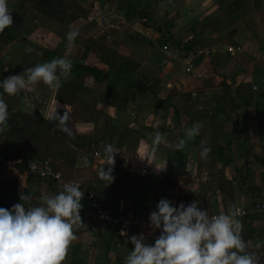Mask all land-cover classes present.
<instances>
[{
	"label": "crops",
	"instance_id": "obj_1",
	"mask_svg": "<svg viewBox=\"0 0 264 264\" xmlns=\"http://www.w3.org/2000/svg\"><path fill=\"white\" fill-rule=\"evenodd\" d=\"M75 1L84 8L93 3V0ZM127 1L105 0L102 10L95 4L93 13L99 9L97 15L83 25L86 28L95 21L99 33L91 34L84 27L78 33L83 38H100L102 28L110 27L117 33L121 29L124 35L119 39L106 38L107 46L99 57L94 52L87 53L86 63L103 72H114L123 59L131 58L139 65L136 79L147 90H110L105 82H95L92 78L83 81L84 90L79 99L88 106V111H80L77 122L71 115L69 126L78 133L94 134L96 138L103 139L92 150L98 151L102 158L97 160L92 157L96 162L83 167L80 155L71 174L77 173L82 180L102 181L98 177L97 165L106 162L104 146L114 135L117 137V144L113 145L117 152L116 162L122 161L136 173L149 167L158 171L156 177L167 175L175 178L179 197L194 194L199 207L207 210L209 215L264 200V0H256L257 8L249 0L247 13L233 23L218 9L220 0H165L166 13L157 9L149 21L138 18L126 20L124 14L115 21L116 17L112 14L113 19L108 23L114 27L98 22L100 17L107 20L114 7L119 6L123 13L122 7ZM157 1L151 0L150 7H156ZM18 2L13 10L19 15L29 17L37 13L24 0ZM140 7L144 5L141 3ZM166 21L175 40L192 41L198 49L213 48L210 56L199 55L193 61L190 73L183 69L182 51H177L167 41L164 45L169 46V54L165 55L163 45L156 44L160 36L157 28ZM196 22L205 24L199 37V28H195L196 33L193 31ZM21 27L25 28L22 33L38 47L61 58L74 60L82 53L78 43L68 47L66 39L40 26L33 27L32 32L27 24ZM142 39L152 45L143 43ZM136 42H139L138 46ZM225 46L240 47V51L232 55L220 48ZM27 48L17 46L16 52L7 56L10 62L8 69L16 71V75H22L25 69L35 66L27 64L32 57L35 61L38 59V64L47 62L39 52L35 53L36 50L26 52ZM73 80L74 75L71 74L64 81ZM56 91L40 83L23 90V102L35 108L38 99L43 103V106L40 107L39 103L37 106L40 113L48 117L55 108L62 107L55 101ZM168 98L173 107L166 105L162 109L156 106L157 101ZM197 122L202 124L199 135L183 151L177 150L175 144L184 137L185 129ZM156 130L165 137L159 145H153L152 136ZM121 134L126 137L122 143L117 136ZM204 147L211 149L206 158L201 156ZM153 149L155 155L150 156ZM62 169L69 172L67 168ZM2 173L8 172L5 170ZM28 179L33 182L29 183ZM17 181L19 192L28 188L31 190L28 192L29 206H38L44 195L59 193L51 189L46 181L38 183L23 176ZM13 202L5 199L3 208L11 210L16 204ZM81 203L82 225L74 229L76 240L70 245L64 264H124L126 255L134 249L131 237L143 234L145 243L154 245L161 234L160 229H153L144 220L147 213L155 211L153 196L149 201L143 195L121 200L115 215L120 219L117 225L98 220L87 204ZM125 212L127 215H122ZM254 215L252 220L246 221V227L252 231L246 243L248 251L257 256L259 264H264V214ZM243 229L245 233L244 225ZM258 243L260 247H257Z\"/></svg>",
	"mask_w": 264,
	"mask_h": 264
},
{
	"label": "trees",
	"instance_id": "obj_2",
	"mask_svg": "<svg viewBox=\"0 0 264 264\" xmlns=\"http://www.w3.org/2000/svg\"><path fill=\"white\" fill-rule=\"evenodd\" d=\"M104 1L105 0H93V3L88 8H84L75 0H26L27 4L44 19V25L41 24L40 26L64 39H66V34L70 30L75 31V28L82 26L83 22L93 18V16L95 17L104 4ZM150 1L151 0H128L127 4L122 7L125 19L132 20L138 18L140 20L146 19V21H149L152 20L153 13L159 8L162 12L166 13L165 0H158L156 7H150ZM141 3L144 5L143 8L140 7ZM95 4H97L99 8H97L98 11H96V15L93 13ZM252 4L254 8H257L256 0H252ZM249 6V0H220L218 2V9L232 23L245 15ZM11 11L13 25L5 29L4 33L0 34V36H2V41L0 40V52L4 46H8L10 51L14 50L17 46H25L32 49L39 48L41 57L46 61H50L53 58H61L51 51L38 47L36 44L32 43L26 35L21 33V31L16 28V20L20 18L25 21L27 18L23 15H19L18 12L14 10ZM104 25L113 26L109 23ZM204 25L205 24L202 22H196L193 25L194 33H196L195 28L198 27L200 30V32H197L199 33L197 35L198 37L201 35V29ZM169 26L170 24L166 21L161 25L162 29L161 27L157 28V32L160 33L156 41L158 46H162L167 41H170L177 51L180 50L183 52V58H185L188 53L198 50V48H195L196 43L192 41L182 42V40H175L169 33ZM102 32L103 35L100 38H83L78 35L75 43L80 45L82 53L78 55L76 59L72 60L73 68L71 74L74 75V80L72 82L62 80V86L57 88L55 94V101L61 104L62 107L55 108L48 117L43 116L37 106L35 108L29 107L23 102V91L15 96L3 95L8 106L9 118L8 128L0 133V174L7 170L5 166H7L8 162L12 161H20L21 165L24 167L29 162H43L48 160L52 163L55 170L64 167L72 172L75 171L73 168L78 162L80 155L83 157V161L86 158L90 162L89 166H92L96 162L92 158V150L93 147L98 146L100 140L103 139L96 138L94 134L78 133L74 128L69 126L71 115L76 118L75 120L77 122L79 112L88 111V106L79 99L80 93L84 90L82 86L83 81L87 78H92L95 82H105L106 87L110 90H147L137 81L136 74L139 65L131 58L123 59L122 63L114 72H103V70L98 67L86 63L85 57L87 53L94 52L97 57H99L107 46L105 41L106 38L111 35V30L103 29ZM111 42L113 43V41H110V43ZM142 42L152 45V43L146 39H142ZM7 54H10V52L7 51ZM1 56L2 55H0V83H2L5 78L14 75L13 72L6 68ZM162 59L163 56L160 54V60ZM224 86L223 84V88ZM0 94H3L2 88H0ZM107 94H110V91H107ZM181 95L184 96L185 94ZM166 105H171L173 107L170 98L164 101H157L156 104L157 107L162 109ZM66 107L69 110L65 109ZM65 112L69 116L67 127L70 129V134H65L56 130V121L53 120L56 113L63 116ZM175 113H177L176 109ZM117 136L120 143L126 139L122 134ZM51 137H55L61 146V150L56 152L57 160L53 161L47 157V152L50 151L47 139ZM110 137L109 144L116 145L117 137L114 135ZM228 147L229 143L227 142L226 148ZM121 162L122 161L119 160L114 163L112 175L115 179L114 182L108 186H106L105 181L102 182L95 179L82 180L83 186L89 192L93 193L101 205L112 215H117L119 202L132 195L137 198L143 195L148 201L153 196L155 211H157L160 200H168L170 195L176 191L177 182L175 178L167 175L156 177L151 174L136 173V170L126 167ZM105 165L106 162L98 164L97 172ZM105 171H107V166H105ZM73 174L74 173L71 174V172H68L66 177L72 178ZM33 180L38 183L46 181L48 186H50L52 182L49 178L45 177H33ZM28 182L31 183L33 181L32 179H28ZM17 186V175L11 179L10 183H2L0 187V208H3V201L5 199L13 198L20 203L21 194L27 195L28 192L31 191L28 188L25 192H19ZM179 198L184 201L186 206L196 201L194 194H186ZM259 202H264V200ZM26 205L28 207L29 203ZM122 215L126 216L127 213H122ZM254 216V213H251L241 218L242 224L245 227V233L244 229H242L244 233L242 238L245 242L251 237L252 233V231L246 227V221L252 220Z\"/></svg>",
	"mask_w": 264,
	"mask_h": 264
},
{
	"label": "clouds",
	"instance_id": "obj_3",
	"mask_svg": "<svg viewBox=\"0 0 264 264\" xmlns=\"http://www.w3.org/2000/svg\"><path fill=\"white\" fill-rule=\"evenodd\" d=\"M12 11L8 0H0V34L12 27ZM78 31L66 34L68 47H74ZM26 52H32L27 48ZM73 61L67 58H53L50 61L25 69L22 75H13L0 83V133L8 128V106L3 95L15 96L31 86L43 83L52 90L62 86L72 73ZM68 114L56 113V130L70 134L67 127ZM202 124L197 122L185 129L184 137L175 144L183 151L190 141L199 135ZM153 145L165 141L156 130L152 136ZM211 149L204 147L202 158ZM113 145L104 146L105 166L98 170V177L106 186L114 182L112 175L115 163ZM155 155V150L149 154ZM85 158L83 167L89 166ZM84 192L76 182H68L55 195H44L38 206L30 203V195L21 194L20 203L11 210L0 208V264H64L68 249L76 240L75 228L82 225L80 211ZM239 213L232 208L209 216L207 210L194 201L187 206L181 203L174 207L170 201L161 199L157 211L150 214L153 229L161 234L154 245L145 243L144 235L133 236L130 242L134 249L125 258L124 264H259L257 256L248 251L242 238L243 225ZM260 247V244H257Z\"/></svg>",
	"mask_w": 264,
	"mask_h": 264
},
{
	"label": "built area",
	"instance_id": "obj_4",
	"mask_svg": "<svg viewBox=\"0 0 264 264\" xmlns=\"http://www.w3.org/2000/svg\"><path fill=\"white\" fill-rule=\"evenodd\" d=\"M106 21L105 17H100L98 19V22L103 24ZM221 49H223L224 51L231 53L232 55L238 51H240V47H233V46H225V47H220ZM162 52L165 55L169 54V46L168 45H163L162 46ZM213 53V48L207 47V48H203V49H198L194 52H190L188 53L185 58L183 59L184 61V71L186 73H190L193 70V61L199 56V55H204V56H210ZM264 67V66H263ZM253 89L255 90L256 87H253ZM92 157L95 159H101V154L94 150L92 152ZM115 163H116V159H115ZM7 165L10 166V168H12L14 171H16V174L18 175V178H20L21 176L26 177V178H33V177H45V178H49L52 182L51 185L49 186L51 189H56L58 191L62 190V186L65 183L68 182H76L79 183L81 186V191L84 192V196L82 201L85 202L89 208L90 211H92V213L95 215V217L102 221L105 222L107 224H111V225H117L120 223V219L114 215H112L107 209H105L101 203L99 202V200L97 199V197L89 192L82 184V179L78 178V177H72V178H68L66 177L65 172L62 169L59 170H55L54 166L52 165V163L50 161H43V162H29L26 166L22 167L21 169H16L14 168L13 163H7ZM139 173L141 174H151V175H157L158 171L155 168H144L143 170L139 171ZM168 201L171 202V204L174 207H178L181 203L185 204L183 200H181L179 198V194L177 193V191L173 192ZM233 210L237 211L239 213L238 218H244L245 216L254 213V214H262L264 213V202H259L256 201L254 203H252L250 206H245V207H234L232 208ZM224 210H220L217 211L209 216H213V215H217L220 212H222ZM154 212L151 211L149 213L146 214V216L144 217V220H146L150 225V220H149V216L150 214ZM226 212V211H224Z\"/></svg>",
	"mask_w": 264,
	"mask_h": 264
},
{
	"label": "rangeland",
	"instance_id": "obj_5",
	"mask_svg": "<svg viewBox=\"0 0 264 264\" xmlns=\"http://www.w3.org/2000/svg\"><path fill=\"white\" fill-rule=\"evenodd\" d=\"M25 2H26V0H24ZM19 2H18V0H8V5H9V8L11 9V10H13V7H15L17 4H18ZM27 3V2H26ZM160 9V8H159ZM158 9V10H159ZM161 10V9H160ZM159 10V11H160ZM27 12H31L32 13V11H28V10H26ZM110 12V11H109ZM112 14L113 15H115V17L116 18H114L115 19V21H116V19H118L120 16L122 17L123 16V13H121V9L119 8V6L118 7H114V10L112 11V12H110V15H109V18H107V20L104 22V23H108L109 22V20H112L113 18H112ZM25 15V14H24ZM25 17H27V20H25V21H23L22 19H19V20H16L17 21V23H16V28L19 30V31H21V33L25 30V28H23L22 29V24H27L28 25V27H30L29 28V30L32 32L33 31V27H36V26H40L41 24L42 25H44V19L38 14V13H36L35 15H32L31 14V16H26L25 15ZM93 18H95V17H93ZM92 19V18H91ZM94 21V20H93ZM86 22H88V20L86 21ZM86 22H83V24L84 23H86ZM103 23V24H104ZM121 26V25H120ZM41 28H42V26H40ZM82 27H84V25H82V26H79V28H75V31H78V30H80ZM113 27V26H112ZM125 27V26H124ZM85 28V27H84ZM83 28V29H84ZM44 29V28H43ZM74 29V28H73ZM98 29H99V27L96 25V22L94 21V22H92L90 25H88V26H86V28H85V30L86 31H88V32H90L91 34H96V31L98 32ZM104 29V28H103ZM106 29H110V27H108V28H106ZM28 30V32L30 33V31ZM100 31V30H99ZM103 31V30H102ZM111 31H112V33H111V35H110V37L109 38H111V39H115V38H118L119 39V36H121V35H124V33L121 31V29L120 30H118V33L117 32H115V30L114 29H111ZM120 31H121V33H120ZM24 33V32H23ZM99 33V32H98ZM54 34V33H53ZM2 36H0V40L2 41ZM29 39V38H28ZM32 43H34V44H36L34 41H32L31 39H29ZM140 40V39H139ZM106 42L107 41H105V44H106ZM138 43L139 42H136V44H137V46H138ZM37 45V44H36ZM126 45H130L129 43H127ZM19 47V46H18ZM29 48V47H28ZM17 49V47H15L14 48V50H9V47L8 46H4L3 47V49H2V51L0 52V55H2L1 57H2V60H3V63H4V65L6 66V68L8 69V66H9V64H10V62H8V60H7V56H8V54H7V51H9L10 53L11 52H13V51H15ZM36 50V52L35 53H40V51H39V48H34L33 49V51H35ZM16 52V51H15ZM2 53V54H1ZM41 56V55H40ZM19 63H21V59H22V55L21 56H19ZM38 60V59H37ZM36 60V61H37ZM35 61V58L34 57H32L31 59H30V61H28L27 60V64H29V65H37L38 63H40V62H36ZM37 63V64H36ZM26 64V67H28V65ZM22 68H23V66H22ZM15 74L14 75H16V71H13ZM37 103H39L40 104V107L41 106H43V103H41V102H39V100L37 99L36 101H35V105H37L38 106V104ZM104 141V140H103ZM47 143L49 144V146H50V151L49 152H47V157L51 160V161H53V160H57V151H59V150H61V146L59 145V143H58V141L55 139V137H51V138H49V139H47ZM54 152H55V155H54ZM8 163H13V165H14V168H16V169H21L23 166L21 165V163H20V161H12V162H8ZM6 168H7V172L8 173H1V180H0V185H2V183L3 182H6V183H10L11 182V179L13 178V177H15L17 174H16V171H14L12 168H10V166L9 165H7V166H5ZM63 170V169H62ZM64 171V170H63ZM65 172V174H67L68 172L67 171H64ZM70 172V171H69ZM6 175V176H5ZM76 175H77V173L76 174H74V176L76 177ZM5 176V177H4ZM78 176V178H80L79 177V175H77ZM17 179H18V175H17ZM18 187V186H17ZM20 191V190H19ZM9 199H11L12 201H14L13 203H16L17 204V201H16V199H13V198H9Z\"/></svg>",
	"mask_w": 264,
	"mask_h": 264
}]
</instances>
